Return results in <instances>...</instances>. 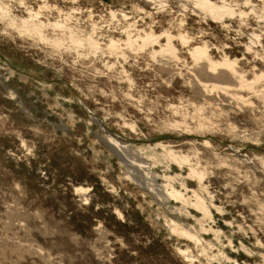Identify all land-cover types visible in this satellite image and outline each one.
<instances>
[{
  "label": "rangeland",
  "instance_id": "obj_1",
  "mask_svg": "<svg viewBox=\"0 0 264 264\" xmlns=\"http://www.w3.org/2000/svg\"><path fill=\"white\" fill-rule=\"evenodd\" d=\"M212 1L234 14L211 19L193 0H0L17 20L32 11L58 21L48 37L89 34L104 50L75 49L65 36L53 46L0 16V264H264V82L258 92L203 91L188 53L207 42L248 78L264 72V0ZM149 28L181 32L189 46L175 41L179 60L169 61L151 47L106 50L110 38ZM106 133L122 159L97 136ZM168 149L190 155L203 185ZM168 182L186 197L200 192L210 216L160 195Z\"/></svg>",
  "mask_w": 264,
  "mask_h": 264
},
{
  "label": "bare ground",
  "instance_id": "obj_2",
  "mask_svg": "<svg viewBox=\"0 0 264 264\" xmlns=\"http://www.w3.org/2000/svg\"><path fill=\"white\" fill-rule=\"evenodd\" d=\"M193 5H194L195 9L200 10L201 13H204L208 17L210 16L211 19L213 18L215 20H222L223 18L231 17L232 14H234L233 9L230 8L229 6H227L225 4H218L212 0H193ZM10 14H9L6 7L4 8L3 6L0 5V16L8 18V21H9L8 24L10 23L13 26L15 25L20 30L19 32H22V34L27 33L28 35H31V36H37L39 39H41L43 41H47L48 43H51V45H53V46H59L60 44L61 45L64 44V41H66L65 39L68 38L69 44L71 43V45L74 46L75 49H77V48L81 49L80 47H85L84 45H86V47L88 48V49L87 48L86 49L89 50V52H91L93 54H97L99 52L104 51L103 48L99 45L98 41L95 40L89 34H86V36H84L83 34L73 33L72 31H70L68 33L63 32L62 37L57 36L56 34H55L56 35L55 37H48L47 34L45 33V31H47L46 29L48 27H50L51 29H54V30L59 28L58 30L60 31V27H62V25L58 21H55V22L47 21L46 23L39 21L38 20V12L34 13V12L30 11L28 17L19 18L18 20L16 19L15 16L12 17ZM111 14L114 15V11H112ZM2 20H3V18H2ZM10 24H9V26H10ZM130 31L125 32L126 38L123 40V42H120L119 39L116 40L114 38H110L106 50H109L111 53L124 55V50L122 52V49H124V48L121 47V43L124 44L126 48L134 49L135 51H137L139 49L140 50L145 49L146 47L147 48L151 47L152 49H151L150 53H151L152 57L161 56V58L163 60L169 61V60H179L178 48L175 44V41H178L183 47L189 46L188 37L181 32L176 34V35L169 33L167 30H164L160 33H157L151 28L137 30V32H135V33H132ZM63 36H65L66 38H64ZM254 36L259 37L257 34H255ZM162 38L165 39L164 42L161 41ZM254 42L257 43V42H259V40L254 39L252 41V43H254ZM71 45H69V46H71ZM155 45H158L159 49L153 48ZM250 48H251V46H249V49ZM82 49L85 50V48H82ZM87 50H85V51H87ZM188 53H189V55L193 61V66L201 67L203 70L202 72L206 76V77H204L203 73H202V77L200 75H198L200 77L196 78L198 80L197 83L200 84V86L202 88H204V89H202L203 91L208 90V88H211V90L212 89H217V90L219 89V91L221 89V90H223V93H224V91H225V93H228V91L230 89H232V90L235 89V90H239V91L240 90H244V91L247 90V91H252V92H258V89L255 88V86L258 85L259 83L264 82V72H254L251 78H248L244 73H242L241 70H240L241 71L240 72L239 68H238V60L235 57L231 58L228 55L223 54V56L220 59L213 58L211 56L210 52L208 51L207 42H205L201 45L189 47ZM125 56H126V54H125ZM202 78L203 79H205V78L209 79L210 78L215 82H212L209 84V83L205 82ZM217 81H219V82L217 83ZM205 93L208 95L210 92L208 93V91H206ZM211 93H212V91H211ZM236 94L237 93H235V95L231 94V97L234 99H238V100L243 99L241 95H236ZM260 94H259L260 97L263 95V98H264V88L261 89ZM89 113H90L91 117L94 119V121H97V123L100 124V122H98V119L95 117V115H93L90 111H89ZM86 122H87V120H86ZM105 135H107V136L106 137L101 136V135H97V136L101 141L105 142V144H107L108 147H110L113 151H115V153H118L120 159H122V156H123V153H122L123 149L122 148H124V146L121 144V141H118L119 139L115 138V136L110 134V133H106ZM205 143L209 144V141L205 140ZM167 154H168L167 156H169L172 160L176 161L180 165H182V164L188 165L189 164V166H188L189 171L188 172H189L190 178L191 177H197L199 185H203L201 183V180L204 177V173L201 171V169L198 168L200 170L199 171L197 169V167H193L191 165V161H190V157H189L190 155L188 156V155L183 154V153L177 154L172 149H168ZM263 164H264V160H263ZM125 165H126V163H125ZM167 184L168 185H167L166 191H164V192L162 191L163 193H161L160 195L165 194V196L173 197L176 200L181 201L182 202L181 204L191 205L192 207L197 208L202 213L203 217L204 216H208V217L210 216V212H211L210 207L207 204L204 197L200 194V192H198L197 190H193L192 194H191L192 198H190V197H188L189 195L186 197L183 192L171 187L172 185L169 182ZM204 186H201V188H204ZM76 189L78 192L85 190L81 186L76 187ZM163 198H164V196H163ZM86 199H87V197H86ZM166 199H168V197ZM184 205H180V206L183 207ZM172 208H174V207H172ZM177 209H179V208H177ZM182 209H181V211H182ZM208 217H207V219H208ZM201 218H202V216H201ZM194 220H196V218ZM179 223L174 222V221H170L168 224L169 230L171 232H174V233H175V231H177V233L179 235L185 236V237L191 239L192 241H194L195 243L199 242L202 239V238H199V236L197 235L196 232H193L194 230L192 231L189 227H184ZM197 224H200V223H197ZM200 226H201V224H200ZM205 229H207V228H205ZM196 230H197V228H196ZM203 230L204 229H202V231ZM208 230H209V228L207 229V231ZM217 230H219V229H217ZM211 231L212 232L215 231L217 233L216 230L213 231V229H211ZM205 232H206V230H205ZM208 242H209V240H208ZM199 243H197V244L199 245ZM258 243H260V242L258 241ZM202 244H201V248L203 246ZM206 246H207V244H206ZM178 250L181 252L180 249H178ZM186 250L189 251L188 248ZM204 254H206V252ZM261 254H260L261 257L264 259V252ZM186 255H188V252ZM190 256L191 255H189V257ZM222 256H224V255L222 254ZM185 257H188V256H185ZM192 258H194V257H191V261H192ZM235 262L237 263L236 260H235ZM235 262H233V263L235 264ZM246 264H248V263H246Z\"/></svg>",
  "mask_w": 264,
  "mask_h": 264
}]
</instances>
